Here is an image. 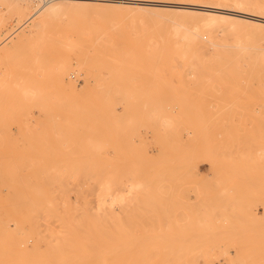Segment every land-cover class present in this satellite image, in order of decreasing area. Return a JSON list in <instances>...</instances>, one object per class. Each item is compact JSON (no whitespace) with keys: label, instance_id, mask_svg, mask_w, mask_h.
Segmentation results:
<instances>
[{"label":"rangeland","instance_id":"374dc122","mask_svg":"<svg viewBox=\"0 0 264 264\" xmlns=\"http://www.w3.org/2000/svg\"><path fill=\"white\" fill-rule=\"evenodd\" d=\"M116 1L0 0V264H264V22Z\"/></svg>","mask_w":264,"mask_h":264},{"label":"bare ground","instance_id":"6f19581e","mask_svg":"<svg viewBox=\"0 0 264 264\" xmlns=\"http://www.w3.org/2000/svg\"><path fill=\"white\" fill-rule=\"evenodd\" d=\"M3 1V0H2ZM5 1V0H4ZM20 1V0H19ZM24 1V0H23ZM30 1V0H29ZM37 1V0H36ZM67 1V0H65ZM80 1V0H79ZM88 1V0H87ZM107 1V0H105ZM118 1H122V0H118ZM116 1V2H118ZM128 1V0H127ZM133 1V0H131ZM144 1V0H143ZM149 1V0H148ZM233 3H235L237 6H236V9L235 10H232V9H229V8H225V7H218V6H212L210 7L209 9H207V15L210 16L211 19H217L216 17L218 18H222L224 17L223 14L227 13V14H230V15H237V16H241V17H244V18H247V19H250L252 21H256V22H264V16H260L257 15V14H253V13H250L249 11H247V8H254L256 10H264V2L263 1H260V0H231ZM34 2V1H32ZM41 2V1H40ZM39 2V3H40ZM86 2V1H85ZM112 2V1H111ZM114 2V1H113ZM115 2V4H116ZM124 2V1H123ZM147 2V1H146ZM156 2V1H155ZM126 3V1L124 2ZM121 2V4H124ZM132 3V2H131ZM128 4V3H127ZM126 4V5H127ZM135 5V3H133ZM137 4V3H136ZM125 5V4H124ZM130 5V3H129ZM128 5V6H129ZM194 5V4H193ZM225 5V4H224ZM127 6V7H128ZM133 6V5H132ZM131 6V7H132ZM196 6V5H195ZM179 7V6H178ZM206 7V6H205ZM183 8V7H181ZM228 11H233V12H228ZM195 12V11H194ZM36 14V13H35ZM217 14V15H216ZM220 14V15H218ZM235 17V16H234ZM248 21V20H247ZM212 22V21H211ZM254 23V22H253ZM119 199V198H118ZM121 199V198H120Z\"/></svg>","mask_w":264,"mask_h":264}]
</instances>
